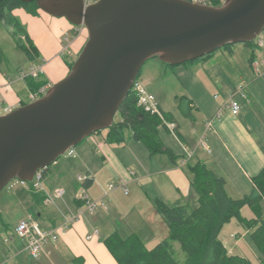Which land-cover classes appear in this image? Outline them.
Listing matches in <instances>:
<instances>
[{
	"label": "crops",
	"instance_id": "crops-1",
	"mask_svg": "<svg viewBox=\"0 0 264 264\" xmlns=\"http://www.w3.org/2000/svg\"><path fill=\"white\" fill-rule=\"evenodd\" d=\"M11 13L26 28L28 36L38 48L41 55L38 60L44 65V73L37 79L44 81L43 86L51 87L66 77L73 58L88 39V29L81 30L67 17L52 15L41 8L32 13L19 7ZM237 44L244 43H236L231 49L216 51L203 59V64L214 70L207 72L205 67L202 68L203 72L194 75L201 91L183 94L192 100L191 117L184 116L179 110L177 95L172 106H165L163 96L161 95L162 101L154 94L161 111L170 112L174 117V130L167 125L159 129L161 139L170 148L173 157L166 153H151L141 140L133 138L129 130L122 142L107 141V129L97 131L86 137L78 145L79 149L74 148L75 154L68 162L57 159L48 168L44 182L41 180V188L35 191L36 194H41L42 205L35 202L32 189L26 184L16 193L8 194L11 202L25 200L26 204L31 205L32 200L35 205L29 207L32 210L19 222L22 219H32L42 228L59 227L66 217L75 214L81 206L82 201L78 196L85 189L93 199L101 200L104 207L95 213H85L68 229L61 231L56 240H49L55 242L52 248H58L61 243L72 258L81 256L84 264H119L104 243L105 237L115 231H125V235L136 233L143 240V234L147 236L148 224L154 222L153 219L156 221V199L170 205L188 202L193 192L194 177L190 168L198 161H203L225 179L226 190L232 198H236L234 193L245 195L251 192L254 187L253 177L264 167V81H261L264 78V44L255 52L261 73L255 71L249 60L248 68L252 70V73H248L249 78L220 70L224 61L229 64L237 62ZM9 62V68L0 66V114L31 102V94L36 92L31 90L21 74L17 73L14 77L8 75V70L13 71V61L9 59ZM214 81L219 84L220 90L206 94L203 89ZM239 84L245 86L246 96L238 97L242 110L240 114L234 115L225 105V99ZM208 121H212V126H207ZM172 135L173 139L169 140ZM203 142L209 149L204 147ZM81 171H85L92 183L89 187L82 185L83 189L79 190L77 176L82 174ZM121 181L128 188L125 194H129V187L135 191L128 201L122 199L117 190L106 191L107 185ZM57 187H64L66 194L58 198L60 201L46 202V198L53 195ZM121 191L124 193L123 189ZM51 203L54 204L50 206ZM0 214L6 217L2 204ZM9 223L8 220L1 221L0 230L8 232ZM120 224L122 231L119 230ZM16 225L12 224V233ZM96 229L98 234L93 235ZM90 235L92 237L89 239ZM153 237L154 240L160 239L155 234ZM18 242L13 244L15 248L0 262L23 264L19 257L26 245L24 239ZM49 249L50 247H46V251ZM14 259H17L16 262H13Z\"/></svg>",
	"mask_w": 264,
	"mask_h": 264
},
{
	"label": "water",
	"instance_id": "water-1",
	"mask_svg": "<svg viewBox=\"0 0 264 264\" xmlns=\"http://www.w3.org/2000/svg\"><path fill=\"white\" fill-rule=\"evenodd\" d=\"M73 24L88 40L69 74L47 92L0 114V191L32 180L86 137L109 128L144 63L180 64L264 30V0H23Z\"/></svg>",
	"mask_w": 264,
	"mask_h": 264
},
{
	"label": "trees",
	"instance_id": "trees-1",
	"mask_svg": "<svg viewBox=\"0 0 264 264\" xmlns=\"http://www.w3.org/2000/svg\"><path fill=\"white\" fill-rule=\"evenodd\" d=\"M207 3L220 5L218 0H207ZM19 7L35 12L39 6L36 1L0 0V21L10 17L11 12ZM15 23L20 26L19 21ZM233 44L235 43H227L218 50L231 49ZM245 44L252 47L253 40ZM23 50L29 60L36 59L38 50L35 46L33 51L26 47ZM214 52L198 59H207ZM5 58L0 46V64ZM254 59L255 52L252 47L249 60L252 62ZM140 73L141 70L138 76ZM37 78L27 77V82L33 91H38L45 84ZM178 108L184 116H192V100L187 96L182 95L178 98ZM161 112L162 115L147 111L138 103L137 94L130 90L116 113L118 119L107 128L106 140L122 142L126 131L129 130L133 138L141 140L151 153H166L173 157L170 148L162 141L159 129L166 126L165 121H174V117L170 112ZM47 170L48 166L43 169V176H46ZM190 170L194 173L192 188L198 195L197 206L189 209L182 202L170 205L161 199H156L157 211L169 228L168 236L150 248L136 233L125 235L119 231L112 232L105 237L104 243L117 262L119 264H181L174 256L171 243L173 240L179 242L182 250L187 254L186 264H264V212L261 206V201L264 199V167L253 177L254 187L251 192L241 198H232L226 190L225 179L218 176L203 161H198ZM91 183L92 180L87 176L82 185L89 187ZM245 205H249L255 211V217L248 218L242 215V208ZM233 217L250 229V236L262 254L260 260L253 261L229 253L219 239L220 229ZM72 261L74 264H84L81 256L73 257Z\"/></svg>",
	"mask_w": 264,
	"mask_h": 264
},
{
	"label": "rangeland",
	"instance_id": "rangeland-1",
	"mask_svg": "<svg viewBox=\"0 0 264 264\" xmlns=\"http://www.w3.org/2000/svg\"><path fill=\"white\" fill-rule=\"evenodd\" d=\"M39 8L40 7H38V9ZM16 21L19 20L17 19V17L15 16L13 17L12 13L11 16L7 17L4 21H0V46L3 49L4 54L8 57L5 58V60L0 64V66L9 68L11 66L9 59L10 61H13L12 63L13 67H11L13 68V71L8 70L9 73L8 75L11 77L16 76L15 74L17 73L20 75L21 71H23L22 73H26L27 69L33 63H40L38 59L41 57L38 51L35 60L28 59L23 49H25L26 47V49L32 50L34 46L36 47V45L34 41L28 36L26 28L22 26L20 21H19L20 26H17V24L15 23ZM15 33L18 34L16 35ZM260 38L264 39V30L260 33V35L257 38L253 40L252 47L254 48V52L259 50V47L257 46L256 42ZM244 44H237L238 50H236L237 52L235 54V59L237 60V62H230L229 64L228 61H224L222 65H220L221 71L233 72L237 76L246 75L245 78H249L248 73H252V70H249L248 68L249 57L251 56L252 53V47L251 45L245 44L246 45L245 46ZM36 49L38 50L37 47ZM81 51L73 58L70 64V71ZM263 53H264V49H263ZM202 61L203 59H194V60H188L180 64H169L162 61L159 58V56H153L144 63V65L141 68V74L137 77V80L140 81L143 85H145L147 91L150 94H152L155 98L156 96L154 94H156L159 97V99L162 100L161 97L162 95L163 100H165V106H172V104L177 100V98L175 100V95H177L179 98L183 94L188 93L190 95L201 91L200 85L196 83L195 81L196 79H194L195 76L198 73L203 72L202 68L204 67L206 70H208L207 72L214 70L213 68H210V66L204 65ZM22 66H26V68ZM28 76L29 75H25L24 77L23 76L22 77L27 80ZM261 81H264V78H262ZM218 86L219 84H217V82L214 81L212 85L208 86L206 89L203 90L206 94L208 93L212 94L215 90L219 89ZM117 119H118V115L116 114L114 120ZM85 139H83V141ZM170 139H173V135L169 136V140ZM83 141L75 145L73 148L79 149L78 145H80ZM71 156L73 155H68L67 153H64L60 155L57 159H60V161L68 162ZM51 165L52 163L48 165L49 169ZM81 173L85 175V171H81ZM43 182L42 185L44 184ZM77 182H78L77 188L79 190H82L83 186L81 181L77 180ZM25 184L27 186H30V188L32 189V195L34 196L35 202L37 201L39 203V206L40 204L42 205V203H40V201L43 200L41 194H36L38 200H36L35 197V193H37L35 191L41 188V183L40 185L38 184L34 185V180H27L25 183H23L21 179L14 178L0 191V204L4 205L5 214H6L5 215L6 217L0 214V222L1 221L6 222V220L10 222L9 223L10 228L8 232L0 230L1 231L0 233L1 261L8 256V254L11 252L10 251L11 249L15 248L13 247V244L19 243L18 241L22 239L12 233V229H13L12 224L16 225L21 218L25 217L28 214V212L32 210L29 207H35V205L32 203V200H31V205L30 204L28 205L26 204L27 202L25 200L15 201L12 199L13 202H11L8 197V194L11 193L12 195V193H16L17 190L20 189L21 186ZM117 184L118 183H116V185ZM108 187L109 185L106 186V191L108 190ZM121 189H122L121 187H115L113 189H109L108 191L117 190V192L120 193L122 199L127 201L128 199L132 198V195L135 192L131 189V187H129L130 190L129 194H125V192L123 193ZM192 191H193L192 196L190 195V199H188V202L187 201L183 202V204L189 205L190 209L196 207L198 204V195L194 189ZM234 194L236 198H241L243 196V195H236L238 193H234ZM58 200L60 201V199L56 198L54 201H58ZM53 204L54 203H51L50 206H52ZM261 206H262V211L264 212V199L261 201ZM156 210H157V206H156ZM242 215L248 218H252L256 216V213L249 205H245L242 208ZM154 218L156 219V221L153 219L154 222L148 224L149 227L146 232L147 234L145 233L147 236L143 234V241L150 248L153 247L160 240L166 238L168 236L167 234L169 233L168 225L165 222L164 218L158 213V211L154 216ZM121 227L122 225L120 224L119 230H121ZM122 233L126 234L125 231H122ZM12 234H13V238H11ZM154 234L160 239L159 240L152 239L154 238L153 237ZM218 237L224 243V245L228 249V252L231 254L241 255L253 261L254 260L257 261L262 258V254L260 250L258 249V247L256 246V244L254 243V241L250 236V229L246 228L243 224H241L236 217L231 218L228 222H226L222 226ZM48 242H53V243H48ZM48 242L44 245V250L46 251V247H50V249L46 252H41L39 257L37 258L33 257L25 247V250L22 252V255L19 257V260L23 264H74L72 261V256H70L68 249L63 248L61 243H59L60 247L58 246V248H52L53 245H55V242L54 241H48ZM171 243L173 247L174 256L180 261L181 264H186L188 257L187 254L182 250L180 243L173 240L171 241ZM25 245H26V241H25ZM16 260L17 259H14L13 262H16ZM8 264H15V263L9 262Z\"/></svg>",
	"mask_w": 264,
	"mask_h": 264
},
{
	"label": "built area",
	"instance_id": "built-area-1",
	"mask_svg": "<svg viewBox=\"0 0 264 264\" xmlns=\"http://www.w3.org/2000/svg\"><path fill=\"white\" fill-rule=\"evenodd\" d=\"M85 5H89L96 0H84ZM202 3H207V0H194ZM220 4L224 3L226 0H218ZM79 28L82 29H87L84 24L78 25ZM258 47H261L264 44V39L260 38L256 42ZM253 66L255 71L259 74L261 73V70L259 68V61L255 58L253 61ZM44 73V65L42 63H33L28 69L26 73H21V76L29 75L32 77L37 78L41 74ZM23 74V75H22ZM50 88V85L48 86H43L40 87L38 91L34 92L31 94V99L35 100L42 95H44L47 90ZM131 90H133L137 96H138V103L142 105L147 111H151L157 114L162 115L160 105L157 101V99L150 94L145 86L138 80H135ZM217 96V95H216ZM246 96V91H245V86L243 84H239L233 91H231L226 99H225V105L229 108V110L234 114L238 115L240 114L242 110V105L239 101L238 97H245ZM165 124L167 127L171 130H174L176 127L175 122L173 121H165ZM207 126L210 127L212 126V121L207 122ZM204 147L206 149H209V146L204 143ZM68 155H74L75 150L73 147H70L69 149L66 150ZM192 152L190 151V154ZM45 168V167H44ZM39 169L32 180H34V185H40L41 180L43 179V169ZM87 178V175L85 174H79L77 176V180L83 181ZM23 183L26 181L21 180ZM115 187H121L125 193L128 192V188L126 186V183L121 181L117 185L116 183H112L109 185V189H113ZM107 190V191H108ZM66 194V189L64 187H57L53 195H49L46 198V202L50 203L53 202L56 198H61ZM78 199L82 201L81 206L77 208V211L75 214H72L71 216H68L64 219V221L61 223L59 227H50V228H42L36 221L32 219H22L14 228V235L18 236L19 238H22L26 241V249L27 251L35 258L39 257L41 252L44 251V245L49 241V240H56L58 235L60 234L61 231H65L68 229L71 224L84 215L85 213H95L99 211L102 207H104V203L101 200L93 199L87 191L84 189L82 193L78 196ZM98 230L96 229L94 231L93 235H97ZM92 236H88L90 239ZM12 238V237H11ZM7 240V239H6ZM0 264H3L0 262Z\"/></svg>",
	"mask_w": 264,
	"mask_h": 264
}]
</instances>
